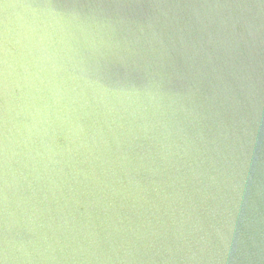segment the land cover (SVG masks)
I'll list each match as a JSON object with an SVG mask.
<instances>
[{"label": "water", "instance_id": "1", "mask_svg": "<svg viewBox=\"0 0 264 264\" xmlns=\"http://www.w3.org/2000/svg\"><path fill=\"white\" fill-rule=\"evenodd\" d=\"M5 5L59 15L25 24ZM230 13L257 29L237 110L219 96L215 47ZM149 18L172 50V91L195 93L187 114L147 87L143 37L123 46ZM211 211L222 226L208 264H264V0H0V250L23 242L32 257L10 264H196Z\"/></svg>", "mask_w": 264, "mask_h": 264}, {"label": "clouds", "instance_id": "2", "mask_svg": "<svg viewBox=\"0 0 264 264\" xmlns=\"http://www.w3.org/2000/svg\"><path fill=\"white\" fill-rule=\"evenodd\" d=\"M5 9L8 11L9 16L13 18L19 17L25 24H29L33 20L43 21L59 15L51 5H41L28 12L11 9L7 5H5ZM67 15L76 22V27L80 28L82 32L86 31L87 21L81 19L80 13L71 12ZM106 23L109 29L114 30L115 26L111 21ZM119 24L126 25L127 20L121 17ZM138 28L140 35L136 36L133 41L126 40L123 46L131 51L134 45H139L141 37H143L151 47L155 54L154 60H146L143 65V70L149 77L147 87L151 90L152 95L158 99L162 100L164 97H168L171 100V104L168 107L172 109L173 113L177 109L186 114L189 113L191 107H185L183 101L193 102L192 106L195 104V93L192 91V86L190 85L183 93L180 91L173 92L170 87L172 77L163 71L166 62L171 57L172 50L155 31L151 18L147 20L146 25L140 24ZM256 31L257 29H255L250 17L230 13L227 21L224 22V34L215 42V47L224 54L227 69L226 74H221L218 77L219 96L226 107L232 110L241 108L248 101L254 89L251 43L255 41ZM85 39L86 41L88 40L87 35ZM89 43L93 50H99L101 46H105L106 42L101 39L99 44L95 40L89 41ZM106 46L109 48L113 47L111 43H107ZM114 46L119 48L121 44L117 42ZM161 116H163V110H161ZM157 123L165 131L169 130L168 123L164 119H158ZM209 216L212 222L207 227L201 222L200 231L202 235L200 240L204 241L203 245H199V252L189 248L190 255L186 257L188 261H194L196 264H201V261H206L208 264L215 248L218 246L217 241L213 244V237L216 238L220 234L222 219L217 216L215 211H211ZM130 257H132V251L127 249L125 250V255L118 258L126 260ZM31 258V253L23 242H14L10 247L6 244L0 250V264H10V261L16 260H31ZM92 258L106 262L112 259L111 256L97 255L95 252L92 253Z\"/></svg>", "mask_w": 264, "mask_h": 264}]
</instances>
